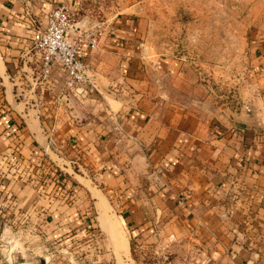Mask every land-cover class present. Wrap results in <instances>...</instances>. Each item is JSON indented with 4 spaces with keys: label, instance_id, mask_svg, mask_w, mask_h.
<instances>
[{
    "label": "crops",
    "instance_id": "0c3cea01",
    "mask_svg": "<svg viewBox=\"0 0 264 264\" xmlns=\"http://www.w3.org/2000/svg\"><path fill=\"white\" fill-rule=\"evenodd\" d=\"M93 1L0 0V264H133L129 229L152 226L189 235L202 264H264V30L203 40L201 57L221 59L218 79L233 73L214 101L208 78L149 55L141 19L98 20ZM202 2L263 25L264 2ZM60 3L69 39L99 25L96 46L77 50L94 87L66 85L57 64L40 77L32 37ZM239 57L232 71L224 59ZM15 147L19 161L7 163Z\"/></svg>",
    "mask_w": 264,
    "mask_h": 264
},
{
    "label": "rangeland",
    "instance_id": "374dc122",
    "mask_svg": "<svg viewBox=\"0 0 264 264\" xmlns=\"http://www.w3.org/2000/svg\"><path fill=\"white\" fill-rule=\"evenodd\" d=\"M94 1L96 10L101 16L98 20L107 21L121 13H128L134 18L141 19L143 21L141 29L145 33L142 40L144 49L149 55L153 57L167 55L178 59L182 67H191L196 72L195 77L200 85L206 83L208 78L214 101H218L219 95L224 97L229 93V86L233 84L231 82L233 73L229 74V78L218 79L215 66L221 59L201 57L203 40H206L208 34H217L218 30L225 31L230 37L234 34L236 39L238 36L250 35L257 30L260 33L264 30V10L256 11L263 25L253 27L248 26L251 11L207 10L202 2L204 0ZM258 1L264 2V0ZM218 18L225 20L224 26H217ZM209 20L214 21V25L209 24ZM229 39L231 38L228 37L227 40ZM224 60L230 64L232 71L234 62L238 66L246 63L242 57ZM207 64L212 68L213 76L212 74L207 76L208 72L204 70ZM150 228L156 229V232H152ZM150 228L129 229L133 264H202L206 251L196 247L187 249L186 243L192 241L189 235L183 233L174 237L166 232H160L154 226ZM91 233L93 234L90 235L91 241L101 242L104 239L98 231ZM87 243L88 239L82 241L83 245Z\"/></svg>",
    "mask_w": 264,
    "mask_h": 264
},
{
    "label": "built area",
    "instance_id": "2783aa9c",
    "mask_svg": "<svg viewBox=\"0 0 264 264\" xmlns=\"http://www.w3.org/2000/svg\"><path fill=\"white\" fill-rule=\"evenodd\" d=\"M99 25L92 30L80 32L76 40L69 39L68 33L75 29L72 12L66 3H60L48 13L45 24H37L32 37L33 46L40 51V77L46 78L53 65L57 64L64 72L65 84L90 85L94 87L87 75L86 63L78 57V42L87 43L95 47L99 35ZM17 147L13 149L7 158V163L15 164L19 161Z\"/></svg>",
    "mask_w": 264,
    "mask_h": 264
},
{
    "label": "trees",
    "instance_id": "16d2710c",
    "mask_svg": "<svg viewBox=\"0 0 264 264\" xmlns=\"http://www.w3.org/2000/svg\"><path fill=\"white\" fill-rule=\"evenodd\" d=\"M52 173H53V174H52ZM50 176H51L54 180H56V181L58 180L57 178H59V176H60V177L62 176V178L59 179L58 182H62V185L65 186V183H66V176H65L64 174H62L61 171H59L58 169H54V170L51 172ZM63 186H61V187H63ZM66 190H67V191H68V190L71 191V190H72V186L66 188Z\"/></svg>",
    "mask_w": 264,
    "mask_h": 264
},
{
    "label": "bare ground",
    "instance_id": "6f19581e",
    "mask_svg": "<svg viewBox=\"0 0 264 264\" xmlns=\"http://www.w3.org/2000/svg\"><path fill=\"white\" fill-rule=\"evenodd\" d=\"M112 238H113V241H114V244L116 245V247H121L122 246V243H121L122 237L118 234L117 230L112 233Z\"/></svg>",
    "mask_w": 264,
    "mask_h": 264
}]
</instances>
